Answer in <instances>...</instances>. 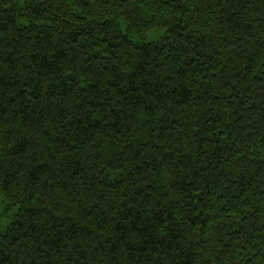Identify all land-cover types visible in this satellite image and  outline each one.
<instances>
[{"label":"trees","instance_id":"obj_1","mask_svg":"<svg viewBox=\"0 0 264 264\" xmlns=\"http://www.w3.org/2000/svg\"><path fill=\"white\" fill-rule=\"evenodd\" d=\"M2 217L0 264H264V0H0Z\"/></svg>","mask_w":264,"mask_h":264},{"label":"rangeland","instance_id":"obj_2","mask_svg":"<svg viewBox=\"0 0 264 264\" xmlns=\"http://www.w3.org/2000/svg\"><path fill=\"white\" fill-rule=\"evenodd\" d=\"M123 30L126 31L125 26H123ZM164 34H165V31L163 30H155V31H151L145 34H140V35L133 34L132 39L136 42H144V43L157 42L161 40V38H163ZM0 220H2L0 224L2 225L3 223L5 224L6 222L5 217L0 218Z\"/></svg>","mask_w":264,"mask_h":264}]
</instances>
